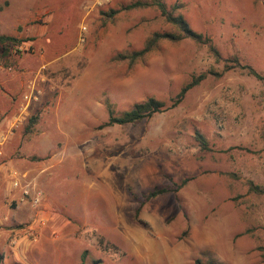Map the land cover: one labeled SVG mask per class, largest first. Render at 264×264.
<instances>
[{
	"label": "rangeland",
	"instance_id": "1",
	"mask_svg": "<svg viewBox=\"0 0 264 264\" xmlns=\"http://www.w3.org/2000/svg\"><path fill=\"white\" fill-rule=\"evenodd\" d=\"M137 2L151 0H0V36L21 41L8 53L0 44V81L19 73L24 85L1 118L12 124L30 82L42 90L0 142L8 166L0 172V264H81L84 253L85 264H264V195L249 187L264 186L262 82L240 68L209 75L176 109L106 126V101L116 115L150 98L170 104L192 77L224 70L190 39L162 41L130 67L121 56L175 32L156 7L125 9ZM165 2L223 60L238 57L264 75L262 3ZM12 172L42 192L39 206L13 188ZM183 180L180 191L146 201Z\"/></svg>",
	"mask_w": 264,
	"mask_h": 264
},
{
	"label": "trees",
	"instance_id": "2",
	"mask_svg": "<svg viewBox=\"0 0 264 264\" xmlns=\"http://www.w3.org/2000/svg\"><path fill=\"white\" fill-rule=\"evenodd\" d=\"M257 3H262L264 7V0H255ZM146 7H156L161 16L166 20V22L173 26L175 32L169 33H155L153 34L147 41L145 47L137 52H134L130 55H124L120 58L122 60H127L129 62L130 67L136 65L140 60H143L145 57L149 56L162 41L167 42H181L186 39H190L196 42L199 45L208 46L210 53L216 59L218 63H224V70L221 73L216 72H209L203 73L200 76L192 77L191 81L187 83L177 94L175 98L170 101V104L166 102L158 101L154 98H150L142 103L136 104L130 111L125 112L121 115H116L113 105L106 101L105 105L108 110L109 120L106 126H114V125H134L143 122L146 119L152 118L154 115L165 112L167 110L176 109L178 108L183 101L185 100L187 94L194 89L195 87L199 86L209 75H215L218 77H222L226 72H229L234 69H242L248 73L249 76L254 77L256 80L262 82L264 84V75L258 73L253 68L248 65L242 64L238 57H234L231 60H223L221 57L220 52L217 50L215 45L213 44L212 39L206 37L205 35L196 32L190 26V24L183 18V16L175 14V7H170L165 0H151V2H137L128 7L126 10H132L136 8H146ZM15 37H8V36H0V44L3 45L4 53L9 52V47L12 44L20 43ZM39 119V113L34 115L32 118L29 119V123L27 126V131H31L35 125L37 124ZM197 140L199 141L201 147L205 151H210L209 143L206 138L199 133L197 134ZM189 180H183L181 184L174 185V188H158L154 191L150 192L146 196V201H150L156 199L166 193L169 192H178L182 188H184L188 184ZM250 191L257 195H264V186H259L254 184L253 182L249 183ZM140 212V210H139ZM138 212V213H139ZM86 253L82 256L81 264H85ZM196 264H203L198 261ZM206 264H216L214 262H208Z\"/></svg>",
	"mask_w": 264,
	"mask_h": 264
},
{
	"label": "built area",
	"instance_id": "3",
	"mask_svg": "<svg viewBox=\"0 0 264 264\" xmlns=\"http://www.w3.org/2000/svg\"><path fill=\"white\" fill-rule=\"evenodd\" d=\"M97 4L100 5L98 2ZM83 34L87 32V27L82 28ZM84 38H81V41L84 42ZM27 93L24 95V103L20 106L19 113L16 117H14L13 122L9 128V131L7 133V136L12 135L14 133V130L18 129L21 124L23 123V120L25 118V115L28 114V109L32 104H35L39 102L40 97L42 95V90L37 86L36 81H32L29 83L27 88ZM5 136L4 138H6ZM10 177L12 178V185L14 189H22L23 194L25 196H29L32 198V203L34 206H39L42 203L43 194L41 191H38L37 189L31 188V186H22V179L23 177H18L16 173L12 172L10 174Z\"/></svg>",
	"mask_w": 264,
	"mask_h": 264
},
{
	"label": "crops",
	"instance_id": "4",
	"mask_svg": "<svg viewBox=\"0 0 264 264\" xmlns=\"http://www.w3.org/2000/svg\"><path fill=\"white\" fill-rule=\"evenodd\" d=\"M6 59L8 57H5ZM27 62L28 60L27 59H23V60H20L18 62V65L20 67H23V66H27ZM28 67V66H27ZM23 82H22V76L18 73L14 78H5L3 81H0V87H4L5 88V96L6 98H4V105L3 106H0V120L1 121H4L1 117L4 113H13L14 110L17 108L18 106V103H15L14 102V94L17 92V91H21L23 89V86L22 85ZM5 122V121H4ZM1 122L0 125H5L6 122ZM10 124L7 123L5 127H2L0 128V142H1V139L4 138V136L8 133L9 131V128H10ZM12 163V162H11ZM8 167V166H7ZM7 167H4V165H0V172L1 170L3 169V172H4V169H7ZM2 179L3 177L0 176V188H1V184H2ZM2 189V188H1ZM3 191V190H2ZM6 191H4V194H5ZM15 192V191H13ZM18 192V191H16ZM7 193V192H6ZM20 191L17 193V194H13L16 198L18 197V200H19V194ZM22 196V195H21ZM4 220L3 217L1 216V211H0V225L4 226Z\"/></svg>",
	"mask_w": 264,
	"mask_h": 264
}]
</instances>
